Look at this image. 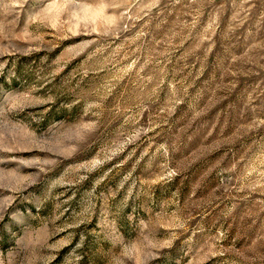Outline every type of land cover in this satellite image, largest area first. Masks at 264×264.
I'll return each instance as SVG.
<instances>
[{
  "label": "rangeland",
  "instance_id": "rangeland-1",
  "mask_svg": "<svg viewBox=\"0 0 264 264\" xmlns=\"http://www.w3.org/2000/svg\"><path fill=\"white\" fill-rule=\"evenodd\" d=\"M0 264H264V0H0Z\"/></svg>",
  "mask_w": 264,
  "mask_h": 264
}]
</instances>
